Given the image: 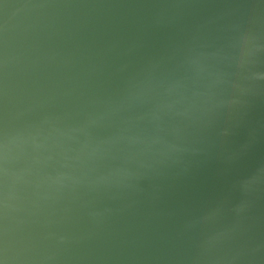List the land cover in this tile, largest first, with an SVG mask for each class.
Returning <instances> with one entry per match:
<instances>
[{
	"label": "water",
	"instance_id": "obj_1",
	"mask_svg": "<svg viewBox=\"0 0 264 264\" xmlns=\"http://www.w3.org/2000/svg\"><path fill=\"white\" fill-rule=\"evenodd\" d=\"M0 264H264V0H0Z\"/></svg>",
	"mask_w": 264,
	"mask_h": 264
}]
</instances>
